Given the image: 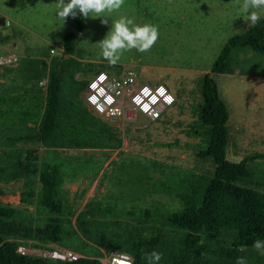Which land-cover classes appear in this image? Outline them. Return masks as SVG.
Instances as JSON below:
<instances>
[{"label":"rangeland","instance_id":"obj_1","mask_svg":"<svg viewBox=\"0 0 264 264\" xmlns=\"http://www.w3.org/2000/svg\"><path fill=\"white\" fill-rule=\"evenodd\" d=\"M57 2L0 0V98L6 101L0 106V205L13 208V219L32 227L52 219L62 227L61 243L24 241L30 257L41 258L39 249L54 246L101 258L108 251L92 240L100 231L121 240L155 238L163 254L159 264H167L172 247L180 245V231L168 224L182 208L176 194L184 190L187 176L206 180L214 170L209 159L197 157L198 139L187 134L200 102V80L211 73L226 40L250 26L240 11L243 0H125L119 11L106 14L107 25L99 16L86 19L71 55L64 52L62 38L73 23L70 17H58ZM122 15L158 26L159 38L150 51H126L112 66L98 42ZM59 59L65 62L60 129L43 140L38 120L50 67ZM101 73L110 79L129 78L139 87L162 85L175 102L152 120L130 109L124 96L120 116L100 115L85 97L87 85ZM212 77L229 112L227 160L264 155V56L234 50L229 72ZM16 107L34 108L37 122L24 123L15 113H4ZM46 167L57 176L60 214L39 204V177ZM203 237L205 264H229L231 237ZM237 257L246 264H264V255L255 248H239Z\"/></svg>","mask_w":264,"mask_h":264},{"label":"trees","instance_id":"obj_2","mask_svg":"<svg viewBox=\"0 0 264 264\" xmlns=\"http://www.w3.org/2000/svg\"><path fill=\"white\" fill-rule=\"evenodd\" d=\"M69 17L73 29L63 35L62 44L64 52L71 55L76 39L85 28L86 19L79 14L75 18ZM238 49H248L264 56V18L255 27L249 26L243 33L228 38L210 67L211 73L203 75L200 80V102L195 108V119L188 126L187 134L198 139L197 157L209 159L214 170L206 180L195 175L183 180L185 188L176 194L182 208L168 218L169 226L180 231V245L172 247L165 261L167 264H205L201 252L204 248L203 236L208 234L225 233L231 237L232 248L226 255L229 264L237 257V249L254 248L256 240L264 241V155L249 154L237 163L227 160L229 112L212 77L229 72L231 54ZM64 63L63 59H59L50 67L39 120L31 107L4 110V113H15L24 123L38 120V136L43 140L49 139L60 129ZM3 103H6L5 99L0 98V106ZM39 180V204L53 214H60L62 204L55 172L46 167L41 171ZM0 196H3L1 190ZM109 212L122 215L121 211ZM14 215L13 208L0 205V264H101L98 258L83 257L75 262L54 263L44 258L17 254V245L24 241L61 243L63 229L55 219L42 227H32L14 220ZM92 240L108 252L115 250L128 253L133 258V264H147L145 253L160 252V242L144 235L121 240L111 238L105 232L95 231Z\"/></svg>","mask_w":264,"mask_h":264},{"label":"clouds","instance_id":"obj_3","mask_svg":"<svg viewBox=\"0 0 264 264\" xmlns=\"http://www.w3.org/2000/svg\"><path fill=\"white\" fill-rule=\"evenodd\" d=\"M125 0H58V17L65 19L69 16L75 18L78 14L83 18H90L92 15L102 18V23L107 25L109 19L106 14L119 11L124 5ZM261 10H264V0H243L240 11L245 14L244 21L251 27H255L261 19ZM159 38L158 26L144 23L137 24L134 19L127 16H120L111 21V30L105 38L98 42L102 57L112 66L120 62L124 52L135 49L140 53L148 52L156 44ZM101 79H107L106 74H101ZM173 97H168L169 102ZM253 247L264 255V241L256 240ZM162 253L152 251L145 253L144 258L147 264H159ZM111 264H132L126 256L112 257ZM236 264H246L243 257H237Z\"/></svg>","mask_w":264,"mask_h":264},{"label":"built area","instance_id":"obj_4","mask_svg":"<svg viewBox=\"0 0 264 264\" xmlns=\"http://www.w3.org/2000/svg\"><path fill=\"white\" fill-rule=\"evenodd\" d=\"M104 74V73H101ZM101 74L92 79L87 85V95L85 102L95 113L104 115L110 118L120 116L122 107L120 99L127 97L129 108L134 112L147 116L155 120L161 117L163 112L170 108L174 102L175 97L170 91L162 86L149 87L147 85L139 87L132 84V80L124 78L121 80L101 79ZM168 97H173L169 102ZM45 250L39 249L37 253L41 258H44L54 263H70L83 258L77 252L59 248L54 246H47ZM16 253L21 256H28V251L22 244L17 245ZM126 255L133 264V258L126 252L111 251L103 252L102 257L98 258L101 264H111L113 255Z\"/></svg>","mask_w":264,"mask_h":264}]
</instances>
